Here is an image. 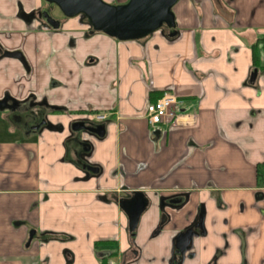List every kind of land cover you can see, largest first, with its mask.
<instances>
[{"label": "crops", "instance_id": "crops-1", "mask_svg": "<svg viewBox=\"0 0 264 264\" xmlns=\"http://www.w3.org/2000/svg\"><path fill=\"white\" fill-rule=\"evenodd\" d=\"M172 13L173 29L122 41L45 0H0V101L45 105L56 128L22 134L24 110L0 107V264H264V71L251 81L264 0H179ZM165 94L193 119L151 127L147 106ZM85 118L104 137L72 130ZM84 142L97 173L72 155ZM201 212L204 232L176 256Z\"/></svg>", "mask_w": 264, "mask_h": 264}, {"label": "water", "instance_id": "water-1", "mask_svg": "<svg viewBox=\"0 0 264 264\" xmlns=\"http://www.w3.org/2000/svg\"><path fill=\"white\" fill-rule=\"evenodd\" d=\"M51 5H56L67 18H74L79 15L87 17L89 24L96 32L107 33L119 40H135L145 37L159 29L163 25H167L170 29L175 26L174 15L172 13L173 6L179 0H129L125 4L112 5L103 0H45ZM45 19L47 23L54 29L60 28V24H54L55 20L45 11ZM175 32H171L170 36H175ZM14 56V54H6ZM258 70H254L251 74V81L256 80ZM0 106H5V100L0 101ZM8 108V107H7ZM45 123V122H44ZM82 122H76L73 130L86 131V127L81 126ZM91 130L92 134L99 137L105 135V125L97 124ZM50 130H55L54 126H46ZM75 162L82 169L89 172L97 173L98 169L89 165L78 158ZM181 199H173L172 204H180ZM144 205H139L132 213H130V225H136L139 216L143 212ZM34 232L31 233V237ZM191 232H185L177 239L176 253L180 255L188 250Z\"/></svg>", "mask_w": 264, "mask_h": 264}, {"label": "flooded vegetation", "instance_id": "flooded-vegetation-1", "mask_svg": "<svg viewBox=\"0 0 264 264\" xmlns=\"http://www.w3.org/2000/svg\"><path fill=\"white\" fill-rule=\"evenodd\" d=\"M48 4L51 6V8L54 7L50 3H48ZM45 11H47L50 14V11L46 10V9H44V10L39 12L40 17H42L44 19H45ZM60 12L62 13L61 10H60ZM62 15L64 16L63 13H62ZM34 16H35V14H33V17ZM50 16L52 17L51 14H50ZM79 16L84 18V20H86L88 22V24H89V21H88L87 17H85L83 15H79ZM54 20H55L54 24L56 25V24L59 23L60 27H61L60 20H56V19H54ZM90 28L92 30L91 32H94V30H93L91 25H90ZM5 105L7 107L11 108L12 110H16L15 111L16 113L19 110H24V112L26 113L24 115V117L22 115H20V114H16V117H15V120L17 121L16 125H17V127L19 128V131L22 134L29 135V134H33V133H38L42 128H45L49 124L47 122V120H46V114H45L46 112H48V108L45 105H41V104L40 105H33L31 100H27L24 103H16L13 100H10L9 98L5 100ZM76 122H82L83 123L81 126H84L87 129H86V131H83V130L82 131L86 132V133H92L91 130L95 128L94 125H97L96 123L90 121L87 118L79 119ZM76 122H74L72 124V130H73V126H77V125H75ZM90 149H91V147H90L89 143L84 142V143L80 144V150L79 151L71 150V152H72V155H73V157L75 159L78 158L79 160H81V161L86 163V161L83 159L82 155L89 153ZM175 199H181L182 200V198H175ZM173 205H178V204H173ZM200 215H201V217H203V212H201ZM200 215H199V217H200ZM188 231L191 232V235H192L191 240H192V238L194 236L201 235L200 230L197 227L196 228H192V229H190ZM188 231H186V232H188ZM191 240H190V242H191ZM176 256H179V255H177V253H176Z\"/></svg>", "mask_w": 264, "mask_h": 264}, {"label": "built area", "instance_id": "built-area-1", "mask_svg": "<svg viewBox=\"0 0 264 264\" xmlns=\"http://www.w3.org/2000/svg\"><path fill=\"white\" fill-rule=\"evenodd\" d=\"M178 105V98L168 94H165L159 100L150 103L146 110L148 124L151 127H156L168 120L174 121L175 123L191 121L193 118L184 116V114L178 111ZM98 119H103V117H99ZM107 264L114 263L109 261Z\"/></svg>", "mask_w": 264, "mask_h": 264}, {"label": "trees", "instance_id": "trees-1", "mask_svg": "<svg viewBox=\"0 0 264 264\" xmlns=\"http://www.w3.org/2000/svg\"><path fill=\"white\" fill-rule=\"evenodd\" d=\"M147 37H148V35L145 36V37L137 38L135 40L144 41ZM251 49H252V55H253V64H252L253 65V70L256 69L258 71H264V37L258 38L257 42L251 45ZM151 96L153 97L154 93H151ZM52 112L53 113H65L66 111L55 108V109L52 110ZM202 218L203 217H201V215H200V217L197 219V221H196V223L194 224V227H193V228L197 227L200 230V233L204 232L203 227H202ZM137 222H136V225H134V226L130 225L129 233H130V239L132 241L134 240V238L136 236ZM159 230L160 229H158L156 231V233H158ZM50 237H55V235L54 234H50ZM105 243H108V242H105Z\"/></svg>", "mask_w": 264, "mask_h": 264}]
</instances>
